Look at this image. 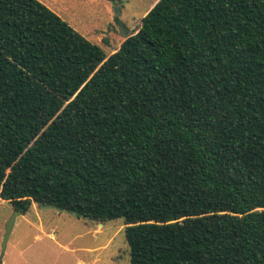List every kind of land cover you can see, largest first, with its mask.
<instances>
[{"label": "trees", "instance_id": "16d2710c", "mask_svg": "<svg viewBox=\"0 0 264 264\" xmlns=\"http://www.w3.org/2000/svg\"><path fill=\"white\" fill-rule=\"evenodd\" d=\"M0 198L123 219L130 264H264V0H157L110 55L0 0Z\"/></svg>", "mask_w": 264, "mask_h": 264}, {"label": "rangeland", "instance_id": "374dc122", "mask_svg": "<svg viewBox=\"0 0 264 264\" xmlns=\"http://www.w3.org/2000/svg\"><path fill=\"white\" fill-rule=\"evenodd\" d=\"M40 1L110 55L126 38L125 33L128 36L138 30L142 17L157 0ZM13 212L10 203L0 202V238L4 217ZM82 220L83 223L72 228L65 223L58 224L57 233H60L62 238L82 233L78 237L80 239L74 244L76 250L67 252L62 249H53L49 255H41L36 264H130L123 219L105 222L102 231L98 234L93 231L94 228H98V223L83 218ZM0 243V257H2L4 253L2 240Z\"/></svg>", "mask_w": 264, "mask_h": 264}, {"label": "crops", "instance_id": "0c3cea01", "mask_svg": "<svg viewBox=\"0 0 264 264\" xmlns=\"http://www.w3.org/2000/svg\"><path fill=\"white\" fill-rule=\"evenodd\" d=\"M0 202L8 201L0 198ZM12 210L16 211L13 205ZM12 214L3 219L0 238L2 242L6 224ZM71 215L53 207H40L37 203H33L27 213H21L16 217L6 249L2 257H0V264H36L41 255H49L53 249H62L67 252L76 250L74 244L80 239L78 237L82 233H75L69 237L67 236V238H62L60 233H57L59 231V223L68 224L71 228L83 223L82 218ZM103 224L98 223V228H94L93 231L98 234L102 231ZM87 231L89 232L90 230Z\"/></svg>", "mask_w": 264, "mask_h": 264}, {"label": "water", "instance_id": "95a60500", "mask_svg": "<svg viewBox=\"0 0 264 264\" xmlns=\"http://www.w3.org/2000/svg\"><path fill=\"white\" fill-rule=\"evenodd\" d=\"M124 36H127V33L124 34ZM20 211L16 210L12 216L10 217V219L8 220L7 224H6V228H5V234H4V238H3V242H2V247H3V252L6 249L7 246V241L9 239V235L13 229L14 223H15V219L18 215H20ZM102 224V223H101Z\"/></svg>", "mask_w": 264, "mask_h": 264}]
</instances>
